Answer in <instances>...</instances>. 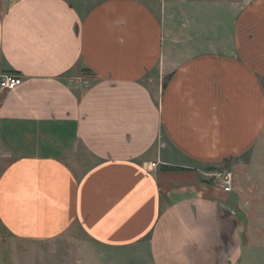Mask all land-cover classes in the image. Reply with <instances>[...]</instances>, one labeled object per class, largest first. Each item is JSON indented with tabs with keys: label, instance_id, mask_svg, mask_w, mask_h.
<instances>
[{
	"label": "crops",
	"instance_id": "0c3cea01",
	"mask_svg": "<svg viewBox=\"0 0 264 264\" xmlns=\"http://www.w3.org/2000/svg\"><path fill=\"white\" fill-rule=\"evenodd\" d=\"M178 7L0 0V76L22 78L0 96L9 239L237 264L240 212L204 175L264 136V0Z\"/></svg>",
	"mask_w": 264,
	"mask_h": 264
},
{
	"label": "rangeland",
	"instance_id": "374dc122",
	"mask_svg": "<svg viewBox=\"0 0 264 264\" xmlns=\"http://www.w3.org/2000/svg\"><path fill=\"white\" fill-rule=\"evenodd\" d=\"M179 4L188 2H236L241 5L252 0H158ZM213 171L232 172L234 184L226 203L234 205L240 212V254L237 264H264V136L257 145L245 156L229 161L215 170H209L204 175L210 186H219L218 179L213 177ZM75 237L82 240V233ZM120 251V250H119ZM83 255L82 252H80ZM86 253V252H84ZM106 253L91 258L82 257L85 264H151L149 250H122ZM98 254V253H97ZM77 256V252L56 250L54 245L37 246L9 239L0 226V264H66L67 256Z\"/></svg>",
	"mask_w": 264,
	"mask_h": 264
},
{
	"label": "built area",
	"instance_id": "2783aa9c",
	"mask_svg": "<svg viewBox=\"0 0 264 264\" xmlns=\"http://www.w3.org/2000/svg\"><path fill=\"white\" fill-rule=\"evenodd\" d=\"M22 84V78L14 75L0 76V96L5 91L16 89ZM1 105V101H0ZM213 177L219 180L225 192L230 193L234 184V177L232 172L217 171L213 173Z\"/></svg>",
	"mask_w": 264,
	"mask_h": 264
},
{
	"label": "trees",
	"instance_id": "16d2710c",
	"mask_svg": "<svg viewBox=\"0 0 264 264\" xmlns=\"http://www.w3.org/2000/svg\"><path fill=\"white\" fill-rule=\"evenodd\" d=\"M165 169H167L169 171H178L179 170V168H176V167H167Z\"/></svg>",
	"mask_w": 264,
	"mask_h": 264
}]
</instances>
